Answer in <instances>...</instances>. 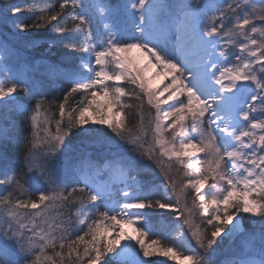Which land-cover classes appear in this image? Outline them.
<instances>
[{
    "label": "snow or ice",
    "instance_id": "6c2138e0",
    "mask_svg": "<svg viewBox=\"0 0 264 264\" xmlns=\"http://www.w3.org/2000/svg\"><path fill=\"white\" fill-rule=\"evenodd\" d=\"M0 5V264H264V0Z\"/></svg>",
    "mask_w": 264,
    "mask_h": 264
},
{
    "label": "trees",
    "instance_id": "16d2710c",
    "mask_svg": "<svg viewBox=\"0 0 264 264\" xmlns=\"http://www.w3.org/2000/svg\"><path fill=\"white\" fill-rule=\"evenodd\" d=\"M103 2H107V0H102ZM11 3H17L19 2V0H10ZM25 2L31 3V0H25ZM48 3H54L56 2V0H47ZM110 3L113 5H122L124 3V0H110ZM2 6V5H0ZM119 16L122 19V24H120L121 26H123V22L125 21V13L123 11L120 12ZM29 14L27 11H25L24 15L22 18L24 19H28ZM10 32V29L8 26L0 23V37H3L5 35H8ZM57 36L56 33H53L51 30H39L38 32L34 31L33 32V37L36 39H39L43 42H47L51 39H55ZM77 46L81 47V41L80 38H77L76 40ZM25 55L28 57L30 63L34 66V71H33V75L34 77L39 80L42 81L45 85V88L43 89L45 92L48 93L49 98H51L52 95V87H50V81L45 73V69L42 66H36V62L37 61H44L47 63H51V64H57L60 65L63 68L66 69H71L74 68L75 65L79 62L78 58L81 55L80 52L78 51H74L71 49H68L66 47H64L63 44H56V45H49L48 43H41L40 46L35 47V48H28L25 51ZM125 82H122V84H124ZM126 87H128L125 84ZM57 87L59 88H63L66 87V85L61 84L59 81H57ZM80 97L77 95L75 97V100H79ZM147 108V105H145ZM135 110L133 109V112ZM133 121L136 119V117H132ZM6 152L8 154V156L10 158L15 157L16 153L14 151V148L11 144L8 145H0V153H4ZM200 158H203L202 154H200ZM141 179L146 183V184H151L154 182H157V179L155 177V175L151 172V171H147L142 173L141 175ZM0 187H2L0 189V194H3L4 192H6L8 189L6 186L4 185H0ZM206 190V189H205ZM23 198H28L27 196L23 197ZM173 217L174 216H169L166 213L162 214V215H157L152 219V223L156 225V229L159 230L161 228H167L168 226H170L173 222ZM155 260L158 261H165L166 264H176L175 261H170L167 260L166 257H162L157 255L156 257H154Z\"/></svg>",
    "mask_w": 264,
    "mask_h": 264
},
{
    "label": "rangeland",
    "instance_id": "374dc122",
    "mask_svg": "<svg viewBox=\"0 0 264 264\" xmlns=\"http://www.w3.org/2000/svg\"><path fill=\"white\" fill-rule=\"evenodd\" d=\"M103 2V1H102ZM126 2V0H124V3ZM123 3V4H124ZM125 19H126V17H125ZM113 22L114 23H116L117 24V26L119 27V26H121L120 24H122V19H121V17L118 15V16H116L115 18H113ZM97 27H98V29H100V30H102L103 29V25L102 24H99L98 23V25H97ZM122 83V82H121ZM1 145V144H0ZM2 187H0V189H1ZM2 190V189H1ZM175 219V217H173V220ZM125 228H126V231L130 234V235H132L133 234V230H132V228L131 227H128V226H125Z\"/></svg>",
    "mask_w": 264,
    "mask_h": 264
}]
</instances>
